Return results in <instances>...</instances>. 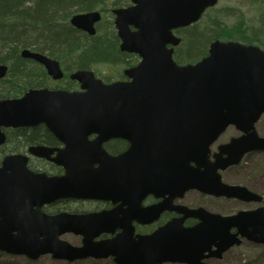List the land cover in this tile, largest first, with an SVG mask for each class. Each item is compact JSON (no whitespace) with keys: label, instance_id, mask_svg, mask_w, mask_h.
<instances>
[{"label":"water","instance_id":"95a60500","mask_svg":"<svg viewBox=\"0 0 264 264\" xmlns=\"http://www.w3.org/2000/svg\"><path fill=\"white\" fill-rule=\"evenodd\" d=\"M136 1L138 8L147 14L187 9L194 16L180 23H189L217 0H202L196 8H189L187 0ZM118 13L117 24L125 49L128 45L125 31L128 22L124 21L126 11L120 9ZM100 18L99 11L77 13L71 23L94 34L95 23ZM155 20L158 19L148 21ZM169 34V27L141 28L138 41L152 42L156 49L150 54L148 51L139 65L126 71L130 81L105 84L92 71L78 70L71 74V79L80 83L81 91L45 87L30 89L18 98L0 100V144L4 137L2 127L30 126L41 121L59 127L51 123L66 119L86 123L109 120L115 118L114 113L120 118L140 119L145 113L148 119L163 121L165 124L160 125L165 129H173L176 141L167 142L179 143L176 152L179 150L180 158L184 154L187 156L184 157L187 176L192 170L200 172L201 167H205L199 177L184 181V189L197 188L229 198L261 201L263 197L246 186L223 182L217 171L239 164L247 153L264 151V137L256 130V123L264 114V50L255 45L216 41L211 45L209 56L202 61L178 65L165 49ZM21 56L44 65L54 79L64 77L59 61L44 53L25 48ZM8 69V65L0 64V78L7 75ZM124 105L126 109H123ZM230 126L241 134L220 146L215 162L205 164L201 157L208 159L210 145ZM191 162L197 167H192ZM185 211L188 213L180 220L178 228L174 231L165 228L158 234L170 233L173 238V245L164 247L165 250H100L108 248V242L97 243L93 250H89L94 243L92 236L87 235L97 216H44L33 221L28 159L6 157L0 166V250L8 254L25 255L30 259L51 254L54 259L68 260L114 255L117 264H208L203 260L221 257L230 247L241 244L242 238L264 244V206L231 216L211 213L203 208H187ZM187 215L199 218L200 223L185 227L183 220ZM233 229L236 231L232 232ZM34 230L39 231V235L33 236ZM72 230L85 234L83 247H75L60 238ZM213 246L217 249L212 250Z\"/></svg>","mask_w":264,"mask_h":264},{"label":"flooded vegetation","instance_id":"af4514ba","mask_svg":"<svg viewBox=\"0 0 264 264\" xmlns=\"http://www.w3.org/2000/svg\"><path fill=\"white\" fill-rule=\"evenodd\" d=\"M201 2L187 0V6L196 8ZM107 6L97 10L101 18L95 23L94 34L72 25L84 34V38L88 37L91 48L98 45L96 52L87 56L75 55L67 60L46 53L60 62L65 73L63 79L68 80V83L65 86L48 83L43 87L81 91V85L70 78L77 70H92L97 78L107 84L131 80L126 71L139 65L148 51L150 54L156 49L152 42L138 41L140 37L137 34L142 27H169L170 36H167L169 41H165V49L179 65L202 61L209 56L211 45L216 41H234L264 49V0H217L189 23H180L194 16L187 9L156 15L142 12L136 0H108ZM120 9L126 11L124 21L128 22L125 29L128 45L125 49L117 24ZM84 12L89 11L80 13ZM149 19L158 20L149 22ZM84 57L92 58L90 68L78 67ZM71 59H77L76 64L72 68L66 67L65 64ZM126 106L131 108V105ZM113 115L114 119L94 120L90 122L93 124L66 119L51 123L59 127L41 121L31 123L30 126L1 128L4 137L0 144V165L10 156L28 159L33 221L44 216L95 215L97 218L90 225L91 231L87 235L92 236L94 243L89 250L102 242H108L109 247L100 250H165L164 247L173 245V238L170 233L158 234L165 228H172L173 231L178 228L180 220L188 213V210L185 211L187 208H203L211 213L231 216L239 211L264 206V193H260L263 197L261 201H247L207 193L197 188L184 189V181L199 177L205 167L202 166L200 172L192 170L187 176V161L184 158L187 156L184 154L180 158L179 150L176 152L179 143L167 142L176 141L173 129H165L160 125L165 124L163 121L148 119L145 113L141 114L140 119L120 118L115 113ZM224 133L210 145L208 159L201 157L205 164L215 162L220 146L233 138L219 143ZM239 164L217 171L223 182L230 184L225 180V174L235 170ZM190 165L197 167L195 162ZM225 206H229L231 211L223 213ZM199 223L200 219L192 215H187L183 220L185 227H194ZM32 235H39V231H32ZM60 238L75 247H83L85 244V234L74 230L65 232ZM241 240L242 244L247 239ZM235 246L238 245L228 250ZM216 249L213 246L212 250ZM225 253L221 257L204 259L203 262H223ZM0 255L10 254L0 250ZM68 261L116 264L114 255Z\"/></svg>","mask_w":264,"mask_h":264},{"label":"trees","instance_id":"16d2710c","mask_svg":"<svg viewBox=\"0 0 264 264\" xmlns=\"http://www.w3.org/2000/svg\"><path fill=\"white\" fill-rule=\"evenodd\" d=\"M106 5L108 0H0V64L9 65L8 75L0 79V99L48 85L44 67L20 55L24 48L64 60L87 56L91 43L70 25L69 19L74 13ZM91 63L92 58L84 57L78 67L90 68Z\"/></svg>","mask_w":264,"mask_h":264},{"label":"rangeland","instance_id":"374dc122","mask_svg":"<svg viewBox=\"0 0 264 264\" xmlns=\"http://www.w3.org/2000/svg\"><path fill=\"white\" fill-rule=\"evenodd\" d=\"M106 7H108L106 5ZM3 32H7L3 30ZM98 45H94L88 54L96 52ZM76 60H69L65 65L72 68ZM75 61V63H74ZM49 85L60 84L65 86L68 80H49ZM258 134L264 137V114L256 123ZM240 133L235 127H230L221 137L219 143L227 141L230 137H237ZM225 180L230 184L243 185L255 193H264V151L248 154L239 164V166L225 174ZM238 208H242L239 206ZM230 207L225 206L223 213L230 212ZM70 240V239H69ZM223 262H214V264H264V244H257L249 240H244L242 244L233 247L225 253ZM0 264H92V262H70L68 260L54 259L50 254L43 255L36 260H31L22 255H0ZM209 264V263H208Z\"/></svg>","mask_w":264,"mask_h":264}]
</instances>
